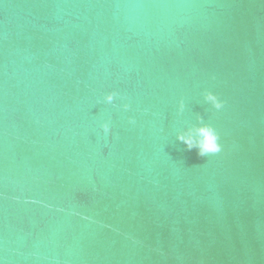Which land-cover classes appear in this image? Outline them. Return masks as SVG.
<instances>
[{"label":"water","instance_id":"1","mask_svg":"<svg viewBox=\"0 0 264 264\" xmlns=\"http://www.w3.org/2000/svg\"><path fill=\"white\" fill-rule=\"evenodd\" d=\"M0 264H264V0H0Z\"/></svg>","mask_w":264,"mask_h":264},{"label":"clouds","instance_id":"2","mask_svg":"<svg viewBox=\"0 0 264 264\" xmlns=\"http://www.w3.org/2000/svg\"><path fill=\"white\" fill-rule=\"evenodd\" d=\"M117 100L124 101L122 105L124 110L127 111L131 109L132 105L129 102L127 94L119 89L105 91L98 102L119 107V105L115 103ZM205 100L217 110H222L227 103L220 94L211 90L205 93ZM180 107L182 110L184 107L183 101H181ZM198 119L200 121L198 125L180 132L177 138L182 141L189 150L193 148L197 149V154L200 157L222 154L225 151V144L222 142L221 134L216 130L214 125L205 123L203 117H198ZM130 120L134 123V118H130ZM97 127L105 136L111 134V117L99 119L97 121Z\"/></svg>","mask_w":264,"mask_h":264}]
</instances>
